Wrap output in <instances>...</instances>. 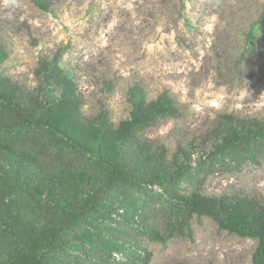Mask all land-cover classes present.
Here are the masks:
<instances>
[{"label":"trees","instance_id":"16d2710c","mask_svg":"<svg viewBox=\"0 0 264 264\" xmlns=\"http://www.w3.org/2000/svg\"><path fill=\"white\" fill-rule=\"evenodd\" d=\"M37 4L50 10L46 0ZM7 58L1 50L0 67ZM39 72L34 90L0 73V264H149L139 237L166 242L185 234L195 215L257 239L253 263L264 264V200L180 191L181 183L197 184L216 166L239 170L259 163L264 119L223 114L209 151L193 166L192 150L179 148L169 160L166 146L155 147L144 136L160 120L179 117L167 93L148 100L134 86L129 118L114 125L106 113H84L60 53L43 61ZM147 185L170 194L166 200L154 196L169 212L166 236L148 224Z\"/></svg>","mask_w":264,"mask_h":264},{"label":"rangeland","instance_id":"374dc122","mask_svg":"<svg viewBox=\"0 0 264 264\" xmlns=\"http://www.w3.org/2000/svg\"><path fill=\"white\" fill-rule=\"evenodd\" d=\"M37 1L0 0V51L8 54L0 73L24 88L38 87L42 62L60 53L89 117L106 113L114 125L129 118L134 86L148 100L167 93L179 117L144 136L166 146L169 160L179 148L192 150L193 166L223 114L264 119V0H46L49 11ZM198 181L181 183L180 191L264 200V158L239 170L216 166ZM147 186L148 224L166 236L169 212L154 196L170 194ZM185 230L166 242L140 236L149 264H254L257 239L207 216L195 215Z\"/></svg>","mask_w":264,"mask_h":264}]
</instances>
